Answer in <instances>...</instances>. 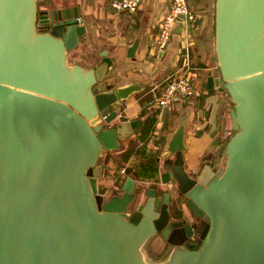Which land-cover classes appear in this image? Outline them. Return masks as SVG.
Segmentation results:
<instances>
[{
  "label": "water",
  "instance_id": "1",
  "mask_svg": "<svg viewBox=\"0 0 264 264\" xmlns=\"http://www.w3.org/2000/svg\"><path fill=\"white\" fill-rule=\"evenodd\" d=\"M78 14L64 0H0V264H264V0H213L217 73L203 86L232 104V132L210 143L215 165L183 168L181 116L158 176L176 188L145 191L129 217L133 177L104 204L95 177L103 155L138 132L142 121H118L115 108L143 86L109 82L114 57L70 59L87 30ZM141 37L121 44L127 58ZM184 207L202 219L195 241ZM157 232L171 248L150 260L144 245Z\"/></svg>",
  "mask_w": 264,
  "mask_h": 264
},
{
  "label": "crops",
  "instance_id": "2",
  "mask_svg": "<svg viewBox=\"0 0 264 264\" xmlns=\"http://www.w3.org/2000/svg\"><path fill=\"white\" fill-rule=\"evenodd\" d=\"M64 1L78 7L81 20L78 23L87 29L78 47L70 52V59L89 65L95 58L114 57L115 61L110 62L108 69L109 82L137 81L143 86L141 92L121 101L124 114L120 120L139 118L141 126L137 133L123 140L122 148L112 155L131 164L135 173L143 175L141 166L149 163L144 161L150 158L153 150L164 151L165 142L181 116H185L188 126L184 166L189 169L198 165L215 137L220 141L231 130L228 111L232 104L227 93L216 88L206 90L203 86L208 75L217 73L211 28L213 0H187L195 18L192 21L183 18L175 21L169 43L162 53L154 47V39L159 20L168 10L170 0H143L132 13L112 8L110 0ZM136 33L142 35L141 43L136 56L129 59L125 55V47H120ZM104 50L107 51L105 56L102 55ZM186 58L195 73L197 94L188 99H176L160 111L151 103L150 88L169 73L178 71ZM148 119L151 121L147 122ZM162 159H155L158 176L162 173Z\"/></svg>",
  "mask_w": 264,
  "mask_h": 264
},
{
  "label": "flooded vegetation",
  "instance_id": "3",
  "mask_svg": "<svg viewBox=\"0 0 264 264\" xmlns=\"http://www.w3.org/2000/svg\"><path fill=\"white\" fill-rule=\"evenodd\" d=\"M113 109V108H112ZM112 109L109 110L108 113H110V111H112ZM116 112H117V116L115 117V119H117L118 121L121 120L122 115L124 114V108L122 107V103H120L116 108ZM131 120V119H129ZM99 123L101 124V127H108L110 126L112 123H107L104 120V115H99ZM211 147H208L206 149L205 152V156L208 158L209 157V161L213 162L214 160V156L210 153ZM164 152V151H163ZM115 152H106L103 155V161H102V168H101V173L99 176L95 177L96 178V188H97V193L100 196V200H101V204L106 203L108 200H111L113 198L116 197H120L122 196V194L124 193L123 190V184L124 181L126 179L127 176H132L134 179V192L132 195V200L130 202H128L125 205V208L122 210V213H126L129 217V215L131 216L133 214V212L135 211H139L142 207V205L145 204L146 200H147V196L145 195V191H149L151 190V188H155L158 186V184L162 185L160 186L161 188L159 189L160 191H170L172 192L175 188H176V183L172 181V184L170 186V188H168L167 186H165L164 184L161 183L160 178L156 177V178H150L147 176L143 175H138L137 173H135L134 168L132 167L131 164L124 162L122 159H118L116 158V156H113L112 154H114ZM162 152H159V154H161ZM157 157H161V155H155L154 159H156ZM222 158L223 156L219 157V161L217 163V165H220V163L222 162ZM157 161V159H156ZM200 164H198L199 166L201 164H203L202 162H199ZM184 164V163H183ZM195 165L192 168H186V166H183V168L185 167L186 170L188 171V174L191 175L193 170L197 169V166ZM212 165H215V162H213ZM184 168V169H185ZM92 175H94V172L92 173ZM170 205L168 206L169 211L171 212H175V206L173 204V199L170 196ZM185 209V213H186V217L190 223V226L193 228V230H195V238L193 241L196 240L197 234L202 226V219L199 218H195L187 209L186 207H184ZM153 237V240H151L150 243H148L149 239ZM150 238L147 239L145 245H144V249L148 252H150V250H148V248H150L152 245H157V249L159 250L158 255H161L163 251V248H165V252L164 253H168L169 249L171 248L170 244H168L164 238L162 237V235L160 233H155L153 234ZM147 246V249H146ZM147 252V253H148ZM166 253V255H167ZM165 255V256H166ZM164 256V257H165ZM161 259H163V257H161ZM160 260V259H159Z\"/></svg>",
  "mask_w": 264,
  "mask_h": 264
},
{
  "label": "built area",
  "instance_id": "4",
  "mask_svg": "<svg viewBox=\"0 0 264 264\" xmlns=\"http://www.w3.org/2000/svg\"><path fill=\"white\" fill-rule=\"evenodd\" d=\"M143 0H110V6L116 10L134 12ZM183 15L185 20L192 21L195 13L189 8L187 0H170L168 10L162 15L158 23V30L154 39V47L159 52H164L171 34L172 28L179 16ZM78 22L80 18L77 17ZM187 55V50H186ZM195 73L186 58L180 69L169 73L161 82L150 88L151 103L154 107L163 110L176 99H188L197 94V86L194 80Z\"/></svg>",
  "mask_w": 264,
  "mask_h": 264
},
{
  "label": "rangeland",
  "instance_id": "5",
  "mask_svg": "<svg viewBox=\"0 0 264 264\" xmlns=\"http://www.w3.org/2000/svg\"><path fill=\"white\" fill-rule=\"evenodd\" d=\"M39 4H40V6H43L44 4H45V0H39ZM127 12L126 10H120V12ZM127 13H129V12H127ZM231 132H232V130H230ZM163 153V152H162ZM162 153H161V156H162ZM155 154L156 155H160L159 154V152L158 151H152L151 152V154H150V158L149 159H147V160H145L144 161V163H146V162H150L151 164H154L152 161H155V159H154V156H155ZM152 156V157H151ZM157 159V158H156ZM219 161V160H218ZM217 161V162H218ZM155 167L157 168V170H156V172L154 173V178H156V176L158 177V165L157 164H155ZM145 175H149V174H145ZM151 240H153V237L152 238H150L149 239V241H148V243H150L151 242ZM146 249H147V246H146ZM157 249V245L155 244V245H152L150 248H148V250H150L151 252H148L147 253V251H146V253H147V255H148V257H149V259L150 260H158V258H153V257H163V258H165L166 256V253H164L165 252V248H163V251L164 252H162V254L161 255H158V252H159V250H156ZM165 256V257H164Z\"/></svg>",
  "mask_w": 264,
  "mask_h": 264
},
{
  "label": "trees",
  "instance_id": "6",
  "mask_svg": "<svg viewBox=\"0 0 264 264\" xmlns=\"http://www.w3.org/2000/svg\"><path fill=\"white\" fill-rule=\"evenodd\" d=\"M151 120L148 119L147 122H150ZM153 163L155 161H152ZM155 164H151L150 162L148 164H142L141 166V173L143 174H149L150 176H154V173L156 172L157 168L155 167Z\"/></svg>",
  "mask_w": 264,
  "mask_h": 264
}]
</instances>
